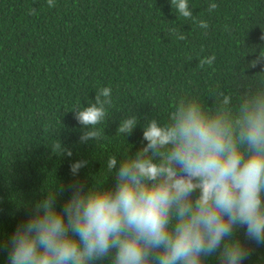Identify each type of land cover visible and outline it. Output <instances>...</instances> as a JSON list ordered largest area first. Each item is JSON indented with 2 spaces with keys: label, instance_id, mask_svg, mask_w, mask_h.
Masks as SVG:
<instances>
[{
  "label": "trees",
  "instance_id": "trees-1",
  "mask_svg": "<svg viewBox=\"0 0 264 264\" xmlns=\"http://www.w3.org/2000/svg\"><path fill=\"white\" fill-rule=\"evenodd\" d=\"M188 3L190 18L171 0H0V243L54 184L106 183L103 162L141 147L139 125L127 140L116 133L122 119L166 122L181 99L235 111L264 96V0ZM105 87L101 139L80 143L74 110ZM56 143L71 158L54 152ZM79 160L87 166L73 177L69 165ZM233 238L250 250L244 264H264V244L243 229ZM7 255L0 248V264Z\"/></svg>",
  "mask_w": 264,
  "mask_h": 264
},
{
  "label": "clouds",
  "instance_id": "clouds-1",
  "mask_svg": "<svg viewBox=\"0 0 264 264\" xmlns=\"http://www.w3.org/2000/svg\"><path fill=\"white\" fill-rule=\"evenodd\" d=\"M171 6L192 16L188 0H171ZM111 95L105 87L103 99L74 110L83 127L80 143L101 139L98 126ZM138 125L141 147L103 162L106 183L46 189L0 243L7 264H206L212 258L244 264L250 250L234 233L243 229L247 241L264 244V96L235 111L181 99L166 122L141 123L131 115L116 133L127 140ZM52 149L72 156L59 143ZM86 166L75 161L69 171L78 177ZM64 191L70 195L58 209Z\"/></svg>",
  "mask_w": 264,
  "mask_h": 264
}]
</instances>
